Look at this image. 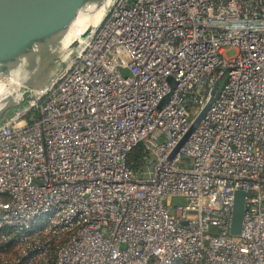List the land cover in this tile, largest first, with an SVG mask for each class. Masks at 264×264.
I'll use <instances>...</instances> for the list:
<instances>
[{
  "label": "built area",
  "instance_id": "built-area-1",
  "mask_svg": "<svg viewBox=\"0 0 264 264\" xmlns=\"http://www.w3.org/2000/svg\"><path fill=\"white\" fill-rule=\"evenodd\" d=\"M0 229V264H264V0H116L0 123Z\"/></svg>",
  "mask_w": 264,
  "mask_h": 264
},
{
  "label": "water",
  "instance_id": "water-1",
  "mask_svg": "<svg viewBox=\"0 0 264 264\" xmlns=\"http://www.w3.org/2000/svg\"><path fill=\"white\" fill-rule=\"evenodd\" d=\"M115 1L0 0V123L27 107L54 80ZM79 24L80 34L74 38ZM246 197L244 190L236 192L234 235L241 233Z\"/></svg>",
  "mask_w": 264,
  "mask_h": 264
},
{
  "label": "trees",
  "instance_id": "trees-1",
  "mask_svg": "<svg viewBox=\"0 0 264 264\" xmlns=\"http://www.w3.org/2000/svg\"><path fill=\"white\" fill-rule=\"evenodd\" d=\"M152 156L145 149L144 144L140 143L136 145L128 154L127 156V163L128 165L134 170V172L140 176L143 177L147 170L151 166ZM6 229H0V235L2 232H5ZM13 244H8V246H11ZM4 246V245H2Z\"/></svg>",
  "mask_w": 264,
  "mask_h": 264
},
{
  "label": "rangeland",
  "instance_id": "rangeland-1",
  "mask_svg": "<svg viewBox=\"0 0 264 264\" xmlns=\"http://www.w3.org/2000/svg\"><path fill=\"white\" fill-rule=\"evenodd\" d=\"M234 54L233 51H229L228 52V56ZM170 95H165L163 97V99L160 101L159 105H158V108H161L163 107L167 102H168V99H169ZM171 202H172V205L175 206V205H184L185 204V200L182 198V197H179V196H174L172 197L171 199ZM217 230L216 229H212V233H215Z\"/></svg>",
  "mask_w": 264,
  "mask_h": 264
},
{
  "label": "bare ground",
  "instance_id": "bare-ground-1",
  "mask_svg": "<svg viewBox=\"0 0 264 264\" xmlns=\"http://www.w3.org/2000/svg\"><path fill=\"white\" fill-rule=\"evenodd\" d=\"M81 24V23H80ZM80 24L77 26L78 28L76 30H74V32L72 33V37H78V35L80 34ZM87 25V24H86ZM85 25V26H86Z\"/></svg>",
  "mask_w": 264,
  "mask_h": 264
}]
</instances>
